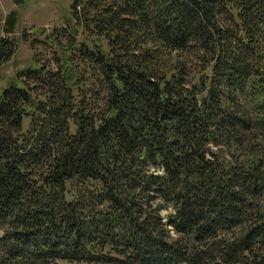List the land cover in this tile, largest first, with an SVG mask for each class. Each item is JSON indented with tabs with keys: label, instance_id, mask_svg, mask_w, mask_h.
I'll use <instances>...</instances> for the list:
<instances>
[{
	"label": "trees",
	"instance_id": "1",
	"mask_svg": "<svg viewBox=\"0 0 264 264\" xmlns=\"http://www.w3.org/2000/svg\"><path fill=\"white\" fill-rule=\"evenodd\" d=\"M61 23L0 15V264H264V0H70ZM33 42L48 65L3 79Z\"/></svg>",
	"mask_w": 264,
	"mask_h": 264
},
{
	"label": "rangeland",
	"instance_id": "2",
	"mask_svg": "<svg viewBox=\"0 0 264 264\" xmlns=\"http://www.w3.org/2000/svg\"><path fill=\"white\" fill-rule=\"evenodd\" d=\"M69 2L70 0H0V15L4 17L10 11H15L18 20L16 34L24 31L27 39L31 40L39 36L35 33H48L51 29L62 25L61 19L67 13ZM41 38L40 35L39 39ZM33 44L35 47L31 50L26 44H19L14 57L1 70L3 79L28 65L32 54L36 55L39 65H48L50 49L35 42ZM155 205L162 208L159 214L162 221L166 222L171 210L161 201H156Z\"/></svg>",
	"mask_w": 264,
	"mask_h": 264
}]
</instances>
